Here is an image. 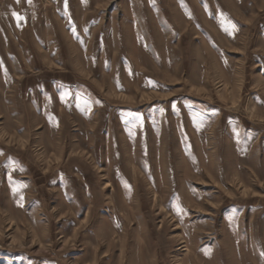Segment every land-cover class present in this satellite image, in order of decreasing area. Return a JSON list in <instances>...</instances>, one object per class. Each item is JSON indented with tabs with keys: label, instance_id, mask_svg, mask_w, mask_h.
Returning a JSON list of instances; mask_svg holds the SVG:
<instances>
[{
	"label": "rangeland",
	"instance_id": "1",
	"mask_svg": "<svg viewBox=\"0 0 264 264\" xmlns=\"http://www.w3.org/2000/svg\"><path fill=\"white\" fill-rule=\"evenodd\" d=\"M0 264H264V0H0Z\"/></svg>",
	"mask_w": 264,
	"mask_h": 264
},
{
	"label": "snow or ice",
	"instance_id": "2",
	"mask_svg": "<svg viewBox=\"0 0 264 264\" xmlns=\"http://www.w3.org/2000/svg\"><path fill=\"white\" fill-rule=\"evenodd\" d=\"M18 2H19V0H18ZM29 3H31V0H29ZM13 15L16 16L18 20L21 19V17H19L18 14H15V13H14ZM233 27H235V25H233ZM67 95H68L67 93H64L63 96H62V98L67 97ZM136 118H137V119H140L139 116H137ZM141 124H142V120H141Z\"/></svg>",
	"mask_w": 264,
	"mask_h": 264
}]
</instances>
